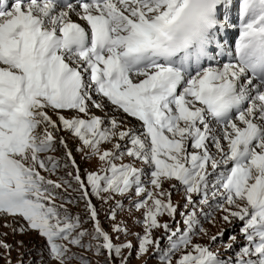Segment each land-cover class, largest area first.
<instances>
[{"label": "snow or ice", "instance_id": "6c2138e0", "mask_svg": "<svg viewBox=\"0 0 264 264\" xmlns=\"http://www.w3.org/2000/svg\"><path fill=\"white\" fill-rule=\"evenodd\" d=\"M69 138L96 170L81 172ZM92 197L109 204L111 232ZM123 200L141 214L138 258L264 264V0H0L3 226L43 241L28 264H92L74 248L128 264ZM80 201L87 219L66 206ZM217 214L210 241L227 259L192 239ZM237 221L244 243L223 242Z\"/></svg>", "mask_w": 264, "mask_h": 264}, {"label": "rangeland", "instance_id": "374dc122", "mask_svg": "<svg viewBox=\"0 0 264 264\" xmlns=\"http://www.w3.org/2000/svg\"><path fill=\"white\" fill-rule=\"evenodd\" d=\"M97 111V110H96ZM97 114L99 115L100 113L97 111ZM137 122L135 120H130V124H136ZM61 135L67 136L66 133H61ZM68 146L69 149L72 150L73 156L76 159L77 164L79 165L81 172L85 169L88 170H96V168L99 166V162L93 158L92 160H85L82 159L83 154L80 152L76 151V146L78 145V141L75 139H68ZM64 149L59 148L58 150L54 153H51L53 156H55L57 159L61 161V163H64ZM124 162H128L127 159H125ZM119 163V162H118ZM44 175H47L46 173H42ZM57 175H64V170H58ZM51 179H57V176H51L49 177ZM167 187V185H166ZM72 196H77V193H70ZM93 203L95 204L98 212H99V219L102 222V226L105 228V230L111 232V224L113 223L112 221L108 220L107 217L110 215L109 211V204H101L99 200H97L95 197H92ZM172 202L174 204H179L180 205V210H183V199L181 197L180 193H177L175 190L172 192ZM113 205L115 204V201L111 202ZM123 209H116L117 216H116V223H122L126 224L129 231L130 235L127 237V240H131L134 248L132 250L131 255L129 256L128 259V264H161L159 254L157 255H152L151 252L149 254L144 255L143 257L138 258L137 257V247L138 246V241L136 240V234L139 233L140 235H143V227L142 225L136 224V220L140 219L141 214L140 212L136 211L135 209H132L129 211V200H123ZM67 207L70 208L71 212L76 215L79 214L84 219H87L85 213H84V204L83 201H80L79 204H72V205H66ZM200 224L197 226L195 230V234L193 235V242L194 243H200V244H208L211 247V250L213 251H219L221 254L222 259H227L228 256L232 255L233 253H226L224 251L223 245L221 240H217L215 243H211L210 237L213 235H216L218 230L221 227V222L219 220V214L216 215V223H210L207 220L204 219L203 216L200 218ZM164 221L169 222L172 225L173 230L176 227V224L172 222L171 218L165 216L163 217ZM177 221H181V217L177 214L176 216ZM4 220L0 219V239L4 240L8 244L12 246L11 252H6L3 249H0V264H7L8 261L11 262V264H20V261L23 260L24 264H28L29 261H38L39 260V255L38 252L42 250V244L43 241L41 238L36 235L35 233L29 232L25 234H20V233H13L10 228L4 227ZM14 227L18 225H13ZM181 226L182 221H181ZM85 227L91 229V224L90 222L85 224ZM203 227L204 229L207 230L208 235L204 236L202 233L199 232V228ZM224 227L227 229L226 235L223 237V242H227L228 237L233 234H237L238 240L240 244H243V238L239 236V227L240 224L237 221L236 224L233 225H224ZM163 230L161 229L159 232L156 233L157 236H159ZM5 233H7L5 235ZM113 238L115 240V234H113ZM121 240H124L125 237L121 235L120 237ZM19 241H23V244L21 245L18 243ZM119 242V241H116ZM162 248L167 247L166 240L162 241L161 243ZM239 245H237V248ZM237 249H233V252ZM73 251H78L80 252L83 256L87 257L92 264H96V261L99 260L100 264H103L104 261V256L101 255L99 257H96L95 255L92 254V252L84 251L82 249H76L74 248ZM127 255V252H125ZM179 253L176 254L178 256ZM176 256H173V264L176 259ZM75 264H79V262H75ZM116 264H119V261H116Z\"/></svg>", "mask_w": 264, "mask_h": 264}, {"label": "bare ground", "instance_id": "6f19581e", "mask_svg": "<svg viewBox=\"0 0 264 264\" xmlns=\"http://www.w3.org/2000/svg\"><path fill=\"white\" fill-rule=\"evenodd\" d=\"M234 12H235V10H234ZM233 16L235 17V14H233ZM234 32V31H233ZM98 111V110H97ZM99 112V111H98ZM133 121V120H132ZM133 125H135V124H133Z\"/></svg>", "mask_w": 264, "mask_h": 264}]
</instances>
